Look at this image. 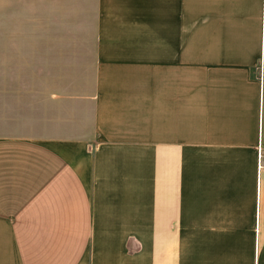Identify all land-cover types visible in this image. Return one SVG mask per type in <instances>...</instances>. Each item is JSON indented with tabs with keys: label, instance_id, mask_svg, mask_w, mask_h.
I'll list each match as a JSON object with an SVG mask.
<instances>
[{
	"label": "crops",
	"instance_id": "obj_1",
	"mask_svg": "<svg viewBox=\"0 0 264 264\" xmlns=\"http://www.w3.org/2000/svg\"><path fill=\"white\" fill-rule=\"evenodd\" d=\"M59 4L89 15L92 130L0 136V264H182L180 229L264 264V0Z\"/></svg>",
	"mask_w": 264,
	"mask_h": 264
},
{
	"label": "rangeland",
	"instance_id": "obj_2",
	"mask_svg": "<svg viewBox=\"0 0 264 264\" xmlns=\"http://www.w3.org/2000/svg\"><path fill=\"white\" fill-rule=\"evenodd\" d=\"M74 10L59 0H0V136L91 133L89 15ZM173 232L182 264L186 257H211L210 264L234 257L229 231L221 238L219 230Z\"/></svg>",
	"mask_w": 264,
	"mask_h": 264
}]
</instances>
